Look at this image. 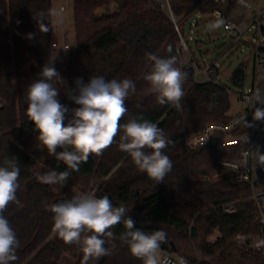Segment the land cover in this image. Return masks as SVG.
<instances>
[{"label": "trees", "instance_id": "16d2710c", "mask_svg": "<svg viewBox=\"0 0 264 264\" xmlns=\"http://www.w3.org/2000/svg\"><path fill=\"white\" fill-rule=\"evenodd\" d=\"M73 2L76 42L69 57L61 62L51 45L53 16L49 12L54 8L53 0H0V100L4 103L0 110V166H6V159H15L20 170L16 192L19 203L9 204L4 212L19 241L18 259L10 264H84L80 245L65 244L53 232L54 214L49 208L86 193H94L97 198L106 195L114 207L128 209L127 217L146 234L165 227L186 233L190 228L191 236L197 241V254L182 250L176 240L166 241L164 247L186 257L191 264H197L198 256L212 264H264L262 253L247 251L236 242L239 233H259L256 208L247 199L249 186L239 182L235 172L218 165L221 158L237 159L242 146L188 145L190 137L206 125L230 119V91L222 83L195 80L193 65L182 63L174 22L148 0ZM170 3L184 35L189 19L196 12L208 16L202 21L203 28L208 29L211 14L221 6L215 0H170ZM113 4L117 6L115 10L111 9ZM100 9L105 12L99 14ZM38 13L44 14V23L49 27L46 33L40 32L34 19ZM201 31L202 27L198 28L199 35L203 36ZM29 34L34 38H29ZM193 41L195 47L190 42L189 47L199 65L198 51L207 53L210 49L203 48L205 38ZM149 53L160 58H177L176 66L186 73L182 108L171 103L161 105L157 94L149 93L150 85L144 79L153 64ZM51 63L66 81V85L53 83L60 91L59 101L70 110L68 119L71 110L79 105L68 98L65 88L74 89L76 78H82L85 83L92 76L118 81L127 78L134 82L135 92L125 101L127 113L120 123L131 119L149 121L157 124L168 137L167 147L162 151L171 159L172 169L162 182L139 170L131 156L119 148V135L101 155H90L78 170L68 168L48 153L27 115L26 94L28 86L41 78L43 66ZM219 76L220 68L216 69L214 78ZM245 78L242 66L230 76L239 88ZM60 151L63 149L58 148L57 152ZM144 151L151 152V149ZM49 171H67L70 175L65 183L54 185L40 183L34 175ZM217 171L221 176L216 181L197 179L198 174ZM92 178L98 187L87 191ZM239 199L244 201L235 215H226L214 207ZM215 229L221 233L219 238L206 241V235ZM201 230L205 231L204 236ZM110 231L115 239L103 238L111 254L98 260L93 258L87 264H143L120 240L127 231L124 223Z\"/></svg>", "mask_w": 264, "mask_h": 264}, {"label": "clouds", "instance_id": "9594fccd", "mask_svg": "<svg viewBox=\"0 0 264 264\" xmlns=\"http://www.w3.org/2000/svg\"><path fill=\"white\" fill-rule=\"evenodd\" d=\"M49 15L57 17V23L62 22L60 10L52 9ZM34 19L40 32L49 31L43 13L34 15ZM224 25V19L217 18L207 27L209 31H214ZM29 38H34L33 34H29ZM148 58L153 61L150 71L144 76L150 85L149 93L157 94V102L161 105L171 103L178 109L182 108V85L186 73L176 66L177 58H160L151 53ZM39 75L41 78L27 88V115L50 155L62 160L68 168L78 170L90 155H101L119 135V148L127 152L139 170L148 177L160 183L171 171L172 161L162 151L169 140L157 124L135 119L120 123L127 113L125 101L130 93L135 92L133 81L92 76L85 83L82 78H76L74 89L65 88L68 98L79 105L71 110V118L68 119L70 110L59 101L60 91L53 83L58 81L66 85V81L52 63L45 64ZM245 100L254 107L253 120H264V107H256L258 104L264 105L261 90L257 88ZM241 121L246 127L251 126L244 117ZM58 148L63 151L57 152ZM146 148L151 152H145ZM249 153L258 159L260 166H264V155L260 154L258 147ZM4 164L6 166H0V264H10L18 259L16 249L19 241L4 212L9 204L19 203L16 192L20 170L15 159H6ZM34 175L40 183L54 185L65 183L70 173L49 171ZM49 210L54 214L53 232L65 244L80 245L84 264L93 258L98 260L111 254V250L105 247L103 237L115 239L110 229L121 222L127 231L120 236V240L128 245L132 256L142 260L143 264H172L169 258L161 256V244L166 242L167 233L160 229L146 234L136 228L135 221L126 215L128 209L114 207L106 195L100 198L94 193L76 195L71 200L51 205Z\"/></svg>", "mask_w": 264, "mask_h": 264}, {"label": "built area", "instance_id": "2783aa9c", "mask_svg": "<svg viewBox=\"0 0 264 264\" xmlns=\"http://www.w3.org/2000/svg\"><path fill=\"white\" fill-rule=\"evenodd\" d=\"M148 1L159 10L166 12L174 22L180 38L179 52L182 63H191L193 65L195 80L197 82L215 81L221 84L219 77H217L218 79L214 78L215 71L219 68L217 60L212 61L201 70L194 61L189 47L190 40L199 39L201 37L198 33V28L203 26L204 23L202 21L208 16L202 14L200 11L196 12L189 19L187 33L184 35L177 24V18L173 13L170 0ZM215 2L220 5L229 2L243 11L253 12V17L249 22L242 21L236 23L226 16L219 7L211 14L210 21L212 23L217 18L224 19L225 25L214 30L215 32L224 31L230 33L234 41L246 42L255 48L254 81L251 85L245 84L239 88L237 93L238 98L247 104L242 110L235 114H230V119L226 122H214L206 125L201 131L190 137L188 145L190 147L205 145L242 146L240 155L237 159L221 158L218 160V165L224 170L235 172L237 180L249 186L250 193L247 199L251 200L256 208V222L259 227V233H239L236 236V242L243 249L252 252H260L264 257V166H260L258 159L249 153V151H255L258 147L260 154L264 155V120H253L254 107L245 100L246 96H251L257 89L256 80L259 71L264 68V0H215ZM60 10L64 11L65 7L62 5ZM251 28H255L256 33L250 41H247L243 38ZM51 45L58 52L57 58L59 61L63 62L69 57L70 50L74 44L68 32H64L61 42L52 41ZM200 72L204 76L202 81L198 78ZM225 88L230 91L226 86ZM3 106L4 103L0 100V110ZM242 117H244L247 124L251 125L250 127H246L242 123ZM1 136L2 131L0 128V137ZM197 179L201 182L212 181L211 176L207 174L200 175ZM243 201L244 199L227 201L214 207L221 210L222 213L226 215H235L239 212V206ZM161 256L169 258L172 264H191L186 257L166 249L164 243L161 244ZM197 264H202V258L200 256H198Z\"/></svg>", "mask_w": 264, "mask_h": 264}, {"label": "rangeland", "instance_id": "374dc122", "mask_svg": "<svg viewBox=\"0 0 264 264\" xmlns=\"http://www.w3.org/2000/svg\"><path fill=\"white\" fill-rule=\"evenodd\" d=\"M54 9H57L60 7V5H63L65 7L66 13L69 16V20L66 22V26H63V32H61V26L58 28L59 31H56L53 27V41L61 42L62 36L64 32H68V34L71 36V40L73 44L76 42L75 37V25H74V12H73V0H54ZM117 6L115 4L111 5V9L115 10ZM222 12L231 18L234 22L239 23L242 21H250L253 17L252 11H243L236 7L235 5L225 2L221 6ZM104 9H100L98 11L99 14L104 13ZM211 23V21H209ZM205 27V26H204ZM203 30H206V27L203 28ZM256 29L251 28L245 35L244 38L247 41H250L251 38L255 35ZM209 36V37H206ZM205 36L206 43L203 46L204 49H210V52L207 53H200L198 51V62H199V68L203 70L206 65L211 63L212 61L217 60V63L220 68V76L219 79L221 83L230 89V101H231V107L229 110L230 114H235L242 110L247 104L242 102L238 98V91L239 87L235 86L231 80L230 76L232 75L233 71L238 68L239 66H242L246 72V78L244 83L246 85H251L254 81V58L256 50L255 48L246 42H239L234 41V39L231 37L230 33H226L224 31L215 33V31H209V33ZM191 47H195V42L193 40H190ZM55 56L58 55V52L56 49L54 50ZM203 74L200 72L198 75L199 80H203ZM257 88L261 90V93L264 94V68L259 71V75L257 77ZM256 107H264V105H256ZM40 165V163L38 164ZM203 175V173L198 174L197 178ZM207 175L211 176L212 181H216L220 178L221 173L219 171L214 173H208ZM95 179H91L90 186L88 187V190H96L98 186L95 184ZM86 192V191H85ZM194 221V220H193ZM191 222V224L193 223ZM190 224V227H191ZM164 231L167 233V240H176L178 242L179 246L184 251H193L194 254H197V241L195 238H193L190 234V228L185 233L182 232H175L172 228H164ZM201 236L205 235V231L201 230ZM221 235L219 229H215L213 232L206 235V241L208 242H214L219 236ZM175 253V252H174Z\"/></svg>", "mask_w": 264, "mask_h": 264}, {"label": "crops", "instance_id": "0c3cea01", "mask_svg": "<svg viewBox=\"0 0 264 264\" xmlns=\"http://www.w3.org/2000/svg\"><path fill=\"white\" fill-rule=\"evenodd\" d=\"M53 2H54V0H53ZM62 5H60V7H61ZM222 6V5H221ZM221 6H220V8H221ZM60 7L59 8H57L56 10H60ZM54 9V8H53ZM222 10V9H221ZM61 11V10H60ZM62 12V22H60V23H57L56 21H57V17H54L53 16V23H52V28L54 27L55 28V30L56 31H59L60 29L58 28L59 26H61L62 28H61V32H63V26L65 27L66 26V22L70 19L69 18V16H68V14L66 13V10H64V11H61ZM52 32H53V30H52ZM202 33H203V36H201V38H205V33L207 34L208 32H209V30L208 29H206V30H203V26H202V31H201ZM215 33H218V32H215ZM206 37H209V36H206ZM206 39V38H205ZM202 81V80H201ZM244 85H245V83H244Z\"/></svg>", "mask_w": 264, "mask_h": 264}, {"label": "water", "instance_id": "95a60500", "mask_svg": "<svg viewBox=\"0 0 264 264\" xmlns=\"http://www.w3.org/2000/svg\"><path fill=\"white\" fill-rule=\"evenodd\" d=\"M202 264H212L211 262H209L208 260H206V259H203L202 260Z\"/></svg>", "mask_w": 264, "mask_h": 264}]
</instances>
